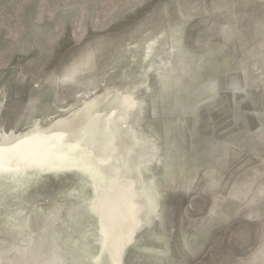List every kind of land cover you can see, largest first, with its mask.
<instances>
[{
	"label": "rangeland",
	"instance_id": "374dc122",
	"mask_svg": "<svg viewBox=\"0 0 264 264\" xmlns=\"http://www.w3.org/2000/svg\"><path fill=\"white\" fill-rule=\"evenodd\" d=\"M106 86L145 100L137 128L162 156L145 174L158 185V219L125 259L264 264V0H0V164L10 159L0 165V263L43 229L52 255L24 264L99 254L92 181L101 193L108 177L74 114ZM101 114L112 130L115 115ZM36 146L45 156L27 161ZM113 201L121 208L125 193Z\"/></svg>",
	"mask_w": 264,
	"mask_h": 264
},
{
	"label": "bare ground",
	"instance_id": "6f19581e",
	"mask_svg": "<svg viewBox=\"0 0 264 264\" xmlns=\"http://www.w3.org/2000/svg\"><path fill=\"white\" fill-rule=\"evenodd\" d=\"M134 101L135 102H130L124 92L119 88L106 86L101 95L93 99L90 103L85 104L84 107H80L74 114V121L76 122L75 124L77 127L76 132L83 138L97 140V143L95 144L96 151H92L93 153L91 158L96 160V157H98L99 162L108 177V185L106 189L103 188L104 190L99 195L100 198L97 195V209L92 207L94 199L90 205V209L98 216V234L100 236L99 245L100 250H103L102 252L99 251V254L94 257V262L96 263L101 261V254L104 252L110 255L109 264H116L115 261H118L115 258V253L110 252L111 248H109L108 243L104 240L105 235H103V233H105L106 230L104 231V229L100 227L101 216L99 213H101V215L105 218L106 222L108 221V227L105 226V228L108 229L109 232L111 231V234L113 233L117 242L116 249L118 248L123 250L124 259L125 253L128 251L127 247L135 241L136 236L146 229H150L153 220L158 219L160 201L158 185L156 184L153 176L146 177L145 174L150 172V166L153 164H161L162 156L160 154V147L155 137L143 133L137 128V121L142 115L146 105L145 100L134 94ZM104 109L108 112L110 111L116 118L115 127L112 128V130H107L108 132L103 131L98 125V118L102 119L103 113L101 114V112ZM125 113H128L129 117H126ZM123 116H125L126 119L122 118ZM67 123L69 125V122ZM35 128L37 130V127ZM121 136L124 137L123 141L120 140ZM0 141L2 142L1 139ZM49 141L52 140L44 138L43 141L40 140L39 142H41V144H45ZM9 142L8 151H12V147L20 144L19 139L14 142L10 140ZM36 144H38V141L34 143L33 147ZM27 151L24 152L26 155L25 157L28 156L27 161L35 159L36 157L42 159L43 157L41 156H45H39L41 151L38 146L28 153ZM86 157L89 162V157ZM4 159L0 165L6 166L10 159L7 157H4ZM41 164L42 168L46 167L43 163ZM89 164L91 166L89 168L91 172L92 163L89 162ZM11 166L12 165L10 164L9 167ZM49 168L50 170L52 169V167ZM94 172H96V170H94ZM122 187H124V189H120ZM124 193L127 202L125 205H122L121 208L117 209L114 206L115 202L113 199L115 200L116 198H119V200H122ZM49 237L50 234L48 230L43 229L39 233H33L31 242L24 249L18 248L17 245H8L17 250L19 257L13 264H24L28 256L42 259V256L40 255L44 252L43 245H45L46 250L47 244L51 243V239H48ZM150 244H154V242H150ZM151 248H153V246ZM31 249L33 250L30 251ZM118 249L117 252L120 251H118ZM49 253L52 255L51 251ZM52 262L54 263L53 260ZM135 262L136 264H162L159 261L158 254L155 253H147L145 256L136 257ZM35 263L36 261H34V264ZM0 264H3V262ZM27 264L33 263L29 261ZM118 264L120 263L118 262Z\"/></svg>",
	"mask_w": 264,
	"mask_h": 264
},
{
	"label": "water",
	"instance_id": "95a60500",
	"mask_svg": "<svg viewBox=\"0 0 264 264\" xmlns=\"http://www.w3.org/2000/svg\"><path fill=\"white\" fill-rule=\"evenodd\" d=\"M155 42L157 43V44H159L156 40H155ZM144 50L145 49H143V52H140V53H142L141 54V56L143 57L144 56ZM150 53H152V51H149L148 50V48L146 49V57L145 58H147L146 60H148V57H149V55H150ZM125 116L126 117H129V114L128 113H125ZM125 116H123L122 118H125L126 119V117ZM96 174V173H95ZM99 181H101V179H99V177L98 178H94L93 179V187H94V191L95 192H97L96 193V196L98 195V197H99V195H100V191H101V189H100V187H99ZM100 198V197H99ZM98 199V198H97ZM108 222V221H107ZM107 222L105 221V218L101 215V217H100V227L101 228H103L104 229V231H105V233H103V235H105V237H104V240H105V242H107L108 243V246H109V248H111V250H112V253H115L114 255H115V258H116V260H118V262L120 263V264H136V262L134 261V259L133 258H128V259H124L123 258V255H124V253H123V250H120V249H118V251L119 252H117V249H116V244H117V242H116V240H115V237H114V235H113V233L111 234V231L109 232V230L108 229H106L105 228V226L106 227H108V224H107ZM108 232H109V235H108ZM30 239H32V235H31V238ZM30 242H31V240H30ZM29 242V243H30ZM118 247H119V245H118ZM43 251L44 252H47V254L50 252V250L52 249V248H49V247H46V250H45V245H43ZM123 249V248H122ZM29 250V249H28ZM33 249H31L30 251H32ZM30 251H28V252H30ZM101 252L103 251L102 249L100 250ZM52 252V251H51ZM118 258V259H117ZM56 260V259H55ZM109 260H110V257H109ZM56 262H58L57 260H56Z\"/></svg>",
	"mask_w": 264,
	"mask_h": 264
},
{
	"label": "flooded vegetation",
	"instance_id": "af4514ba",
	"mask_svg": "<svg viewBox=\"0 0 264 264\" xmlns=\"http://www.w3.org/2000/svg\"><path fill=\"white\" fill-rule=\"evenodd\" d=\"M63 176H66L65 178H70V176H72L73 174H69V175H66V174H62ZM66 181H68V180H66ZM68 183V182H67ZM104 259V258H103ZM103 259L99 262V263H96V262H94V259L92 258L91 259V261L93 262V264H100L102 261H103Z\"/></svg>",
	"mask_w": 264,
	"mask_h": 264
}]
</instances>
